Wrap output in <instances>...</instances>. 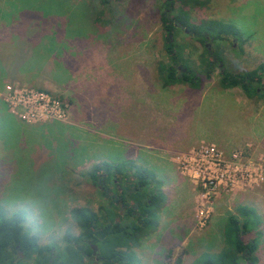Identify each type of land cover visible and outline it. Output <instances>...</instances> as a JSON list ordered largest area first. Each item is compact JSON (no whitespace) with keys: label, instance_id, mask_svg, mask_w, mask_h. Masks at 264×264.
Listing matches in <instances>:
<instances>
[{"label":"rangeland","instance_id":"1","mask_svg":"<svg viewBox=\"0 0 264 264\" xmlns=\"http://www.w3.org/2000/svg\"><path fill=\"white\" fill-rule=\"evenodd\" d=\"M165 1L0 0V208L23 213L24 229L56 253L81 231L72 209L112 204V178L100 188L88 172L109 163L120 168L114 180L133 187L139 169L160 200L136 225L133 264H193L218 252L238 206L253 213L244 239L257 237L264 264V79L250 97L219 74L264 65V0ZM179 6L191 26L175 32L178 69L193 70L197 85L166 84L158 70L169 62L160 14ZM203 20L236 36L203 40ZM205 45L214 64L202 63ZM28 90L55 110L23 118L13 101ZM22 254L16 262L36 264Z\"/></svg>","mask_w":264,"mask_h":264},{"label":"trees","instance_id":"2","mask_svg":"<svg viewBox=\"0 0 264 264\" xmlns=\"http://www.w3.org/2000/svg\"><path fill=\"white\" fill-rule=\"evenodd\" d=\"M110 0H103L104 3ZM183 1V0H181ZM192 2L195 5L204 4L206 0H184ZM170 1L166 0L163 5L169 8ZM160 18L165 32L164 49L168 55L169 62L159 65V73L166 84L188 83L197 85L200 77L190 68L184 66L186 71L178 69L180 65V57L178 50L181 45L175 43V32L182 28H190V17L179 6L173 9H164L161 11ZM212 22V21H210ZM215 28L210 27L208 21H201L197 26V35L203 40L205 35H209L212 39H225L227 36H236V30L228 23L222 21H213ZM208 47L205 45L202 53V63L214 64L218 55L211 57ZM220 61V60H219ZM207 64V65H208ZM205 73L209 74L210 69H205ZM221 76V85L224 88L239 86L247 96H253L258 93V87L264 79V65H258L252 70L243 72H231L222 66L219 72ZM105 170L98 171L92 169L88 172V177L92 184L96 187L104 188V182L111 179L114 184V191L110 199L111 206L108 209H100L97 213L86 207L74 208L71 215L80 226L81 231L75 235H68L66 238L67 246L60 251L54 253V246L49 244H40L36 235L30 234L24 229V214L21 212H13L7 215L0 208V264H19L16 262L17 250L23 252L25 258L35 256L36 264H84L85 258L93 256L92 245L97 247L99 260L94 264H133L135 257L130 249L129 243H135L138 228L136 225L142 224V219L149 216V211L158 206L160 196L158 192L152 189L145 191L146 185L149 183L148 174L142 173L139 169L135 171L133 189L129 186L127 189L124 184L114 181L116 173L120 172V168L113 167L109 172V163L104 164ZM104 172V173H103ZM123 175H127L123 173ZM135 205H138L140 211H136ZM245 207L238 206L240 218L235 214H229L225 218L223 227L224 245L215 253L203 255L202 261L196 260L193 264H256L254 256L258 247L257 237H250L245 240L244 234L251 232L249 227L253 213ZM131 222L126 224L125 220ZM132 222H135L132 224ZM124 247V249H122ZM46 260H49L48 262ZM51 260V261H50ZM246 261V263H245Z\"/></svg>","mask_w":264,"mask_h":264},{"label":"built area","instance_id":"3","mask_svg":"<svg viewBox=\"0 0 264 264\" xmlns=\"http://www.w3.org/2000/svg\"><path fill=\"white\" fill-rule=\"evenodd\" d=\"M14 106L20 107L23 118L41 119L55 110L56 103L46 93L28 90L23 95L15 96ZM212 151V150H211Z\"/></svg>","mask_w":264,"mask_h":264},{"label":"flooded vegetation","instance_id":"4","mask_svg":"<svg viewBox=\"0 0 264 264\" xmlns=\"http://www.w3.org/2000/svg\"><path fill=\"white\" fill-rule=\"evenodd\" d=\"M206 37H208V35H206ZM214 59H215V58H214ZM114 181H115V180H114ZM124 186H125L126 188L129 187V186L132 187V186L130 185V182H129V181H125V182H124ZM127 189H129V188H127ZM132 189H133V188H132ZM129 190H130V189H129ZM92 248H93V250H94V252H93V253H94V254H93V257L95 258L96 261H98L97 259H98L99 257L96 256V255H98V254H97L98 252H96V248H94L93 245H92ZM21 252H22L21 249H20V250H17V252H16V254L18 255L17 258L19 257V255L21 256ZM22 255H23V254H22Z\"/></svg>","mask_w":264,"mask_h":264}]
</instances>
